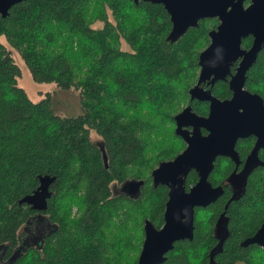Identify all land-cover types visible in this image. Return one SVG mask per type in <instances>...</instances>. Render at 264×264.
<instances>
[{
  "label": "trees",
  "instance_id": "obj_1",
  "mask_svg": "<svg viewBox=\"0 0 264 264\" xmlns=\"http://www.w3.org/2000/svg\"><path fill=\"white\" fill-rule=\"evenodd\" d=\"M215 22L202 19L170 43L167 13L144 1L21 0L0 16V36L33 80L73 88L80 108L60 117L48 95L31 101L0 42V264H136L142 221L158 227L166 199L164 186H151L150 171L182 147L172 117L188 103L197 53ZM246 83L264 84V47ZM191 105L201 112L202 103ZM45 175L54 177L46 208L20 202ZM130 179L143 185L127 196L118 184ZM224 200L204 209L207 222ZM225 209L228 236L214 264H264V249L238 245L264 221V170ZM203 214L192 239L174 242L160 264L207 263L214 240Z\"/></svg>",
  "mask_w": 264,
  "mask_h": 264
},
{
  "label": "water",
  "instance_id": "obj_2",
  "mask_svg": "<svg viewBox=\"0 0 264 264\" xmlns=\"http://www.w3.org/2000/svg\"><path fill=\"white\" fill-rule=\"evenodd\" d=\"M21 0H0V16L4 17L8 9ZM160 4L168 15L170 28L165 40L172 43L180 38L189 27H197L198 20L217 18L218 24L208 31L209 43L198 53L199 66L197 81L187 89L189 99L209 101L207 117L196 115L189 105H185L172 117L173 133L186 142V147L172 159L159 161L150 171L151 186L166 187V200L163 204L162 225L155 228L148 219L143 220V239L136 257V264H160L165 260V254L172 249L178 239L192 238L193 207L205 206L221 193L219 186L211 187L205 181V175L211 167V159L215 153L214 140L218 137L227 139L231 144L242 131L253 133L264 132V106L261 99L254 94L240 90L245 69L254 59V53L264 42V0H249L244 8V0H131ZM250 34L252 43L247 55L239 63L232 77L230 88L233 94L230 99L218 100L208 89L199 86L210 74L214 79L222 78L227 70L229 60L236 55L242 37ZM241 96L252 97L255 103H239ZM240 108V111H239ZM251 127L244 128V125ZM191 126L189 132L182 126ZM199 127L209 130L205 137L199 136ZM262 137V136H261ZM232 140V141H231ZM263 143L264 140L262 139ZM263 145L257 140L251 152L247 155L243 168L236 175V180L244 178L251 167L258 163L256 149ZM105 165V156L102 154ZM198 171L199 180L188 192L183 190V177L189 168ZM54 180L53 176L39 178V184L20 202H26L35 210L46 208V199L50 196L48 187ZM143 185L141 179H130L121 184L120 188L128 193H137ZM255 244L264 249V222L238 245L246 247Z\"/></svg>",
  "mask_w": 264,
  "mask_h": 264
},
{
  "label": "flooded vegetation",
  "instance_id": "obj_3",
  "mask_svg": "<svg viewBox=\"0 0 264 264\" xmlns=\"http://www.w3.org/2000/svg\"><path fill=\"white\" fill-rule=\"evenodd\" d=\"M242 4L245 8L249 4V0H244ZM204 19H207V18H204ZM213 19H215L216 22L214 23L213 26H210V28H208L207 30V40H208L207 44L209 43L208 31L211 29H214L216 25L218 24L217 18L213 17ZM201 20H198V24H199V21ZM189 28H195V27H189ZM252 39L253 38L250 34L241 38L240 43H239V48L238 50H236V55L229 60V63L227 65V70L223 74L222 78L217 77L216 79L212 81V83H209V80L212 79L213 77V75L210 74L208 78H205L202 82L199 83V86L202 87L203 89H208L210 94L220 101L225 100V99H230L233 94V90L230 88V85L234 84V82L232 81V77L236 73V69L239 63L242 62L243 58L247 55L249 51V47L251 46V43H252ZM263 47H264V42L261 44L260 48L255 51L254 56H253L254 59L250 62L248 67L245 69L243 73V77H242L240 90L246 91L247 93H250V94L257 95L261 99L262 105L264 106V84L259 83L251 87H248L246 83L247 78H248V72L251 66L255 63ZM198 53H197V56H198ZM198 70H199V66L197 65L196 75L194 77L192 84L189 87L194 85L195 82L197 81ZM255 100L256 99L252 97L241 96L238 102L242 104L255 103ZM192 102L202 103L201 112H196L195 110H193L192 105H191ZM185 105H189L191 108V111L194 112L198 116L207 117L208 115L209 101L198 100L195 98L190 100L189 95H188V103H185ZM185 105H183L182 107H184ZM239 111H240V108H239ZM247 127H251V125L249 124L244 125V128H247ZM182 129L187 130L189 132V135H190V132L192 131V127L189 125L182 126ZM209 132H210L209 130L203 127H199L200 137H205L206 135L209 134ZM242 132L244 133L236 136L233 141L231 140L232 141L231 144L227 141V139L222 138V137H218L214 140L215 149L217 153H215L211 159V162H210L211 167L208 170L207 174L205 175V181H207L211 187L219 186L221 188V193L217 195L213 201H210L205 206H194L193 207L192 237H193L195 221L204 219L203 213L205 212L206 214V217L204 220L205 229H206V232L207 230L210 229V235L214 240V242L211 245H209L206 264H214L215 255L218 254L220 251H222L224 241L226 240L228 236V215L226 214V209H225L226 204L229 202V200H235L245 193L247 182L255 171L257 172L258 170L260 171L264 170V143L262 141V139L264 140V132H257L256 134L251 131H247V132L242 131ZM175 136L177 137V140L179 141V143L182 145L180 150L176 152V154H178L186 147V142L183 140L181 136L179 135H175ZM257 140H259L263 144V145H259L255 152L256 159L259 162L251 167V170L248 172V174L244 178L236 180L235 176L238 175L240 170L243 168L247 155L251 152ZM225 167H228V170L226 171L224 175L221 174L219 171H216L218 168L223 169ZM198 180H199L198 171L194 167L189 168V170L186 172L185 176L183 177L182 187H183L184 192H188V190L191 187H193L198 182ZM120 191L122 194H125L127 196H132L135 194V193H128L122 189ZM223 194H225V200L222 204L221 210L214 214H211V217H210L211 222H207V218L209 217L208 216L209 212L205 211L204 209L207 206L213 204ZM161 218H162V215H161ZM162 223L158 227H155L153 224L152 225L155 228H159L162 225ZM142 225H143V221H142ZM142 239H143V231H142V238H141V242L139 245V249L142 243ZM180 240H188V239L186 238L178 239L175 242L180 241Z\"/></svg>",
  "mask_w": 264,
  "mask_h": 264
},
{
  "label": "rangeland",
  "instance_id": "obj_4",
  "mask_svg": "<svg viewBox=\"0 0 264 264\" xmlns=\"http://www.w3.org/2000/svg\"><path fill=\"white\" fill-rule=\"evenodd\" d=\"M0 42L4 44L6 49H8L7 51L9 52L14 64L17 67V73L15 75L16 85L24 90L25 94L31 101L36 102L48 95L51 108L56 115L60 117H70L80 113L77 91H75L73 88H62L57 86L54 82L33 80L31 73L25 65L23 59L6 43L3 36H0ZM120 43L122 48H127V45L123 41ZM184 104L185 102H180L179 108H181ZM89 139L96 144H101L100 137L93 131H90ZM30 231L32 235H30L29 239L33 240L37 234L34 225H32Z\"/></svg>",
  "mask_w": 264,
  "mask_h": 264
}]
</instances>
